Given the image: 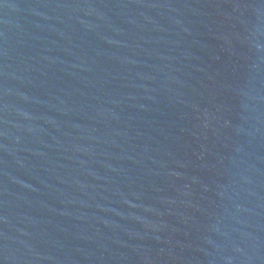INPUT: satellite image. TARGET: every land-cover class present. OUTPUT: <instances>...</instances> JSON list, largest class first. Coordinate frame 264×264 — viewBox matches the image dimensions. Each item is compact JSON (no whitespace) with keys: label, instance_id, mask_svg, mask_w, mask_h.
I'll list each match as a JSON object with an SVG mask.
<instances>
[{"label":"water","instance_id":"obj_1","mask_svg":"<svg viewBox=\"0 0 264 264\" xmlns=\"http://www.w3.org/2000/svg\"><path fill=\"white\" fill-rule=\"evenodd\" d=\"M0 264H264V0H0Z\"/></svg>","mask_w":264,"mask_h":264}]
</instances>
